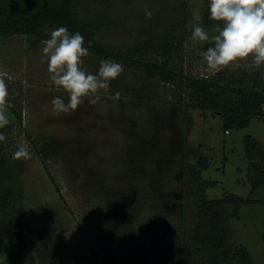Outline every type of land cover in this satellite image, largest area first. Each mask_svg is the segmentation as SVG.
<instances>
[{
	"label": "rangeland",
	"instance_id": "374dc122",
	"mask_svg": "<svg viewBox=\"0 0 264 264\" xmlns=\"http://www.w3.org/2000/svg\"><path fill=\"white\" fill-rule=\"evenodd\" d=\"M205 6L204 0H72V10L88 24L86 34L105 47L150 50L152 42L184 38L175 64L200 75L215 71L200 55L209 43L191 39L196 25L211 32ZM56 28L45 25L39 36L0 37V74H6L8 104L21 117L7 108L9 123L0 128L6 138L0 142V193L10 191V200L20 196L15 204L22 218L21 229L9 227L12 239H0L2 264H98L90 248L103 246L106 234L123 221V230L141 240L160 226L169 227L172 238L189 237L203 200L229 193L254 200L240 203L238 216L232 203L224 206L232 241L250 251L254 264H264V186L251 190L244 142L251 134L264 145L263 119L226 132L221 112L194 109L186 147L178 148L182 118L169 108L160 119L167 131L156 139L166 148L164 165L160 156L143 158L138 131L128 136L126 128L131 120L153 122V116L140 118L124 99L112 98L111 87L95 105L85 98L73 112H52V99L68 100L62 88L50 84L41 62L42 41ZM101 60L90 54L83 67L95 74ZM247 63L250 59L241 66ZM118 78L136 80L125 71ZM20 143H27L30 159H13ZM45 146L53 155L44 160L37 150ZM115 192L122 194L119 210L111 204ZM6 203L0 199V213Z\"/></svg>",
	"mask_w": 264,
	"mask_h": 264
},
{
	"label": "trees",
	"instance_id": "16d2710c",
	"mask_svg": "<svg viewBox=\"0 0 264 264\" xmlns=\"http://www.w3.org/2000/svg\"><path fill=\"white\" fill-rule=\"evenodd\" d=\"M204 1L206 24H214L216 22L209 19L210 0ZM45 25L64 26L73 34L79 32L90 54L118 62L124 66L125 72L134 75L135 83L117 78L110 83V87L111 93H120V98L124 99L129 109L138 110L140 118L153 116V122L144 120L139 125L131 120L126 128L128 136L138 131L137 136L143 143L140 148L143 158L152 154L160 156L162 164L165 162L166 148L158 146L156 139L167 131L160 119L169 108L182 118L179 127L182 138L178 148L186 147L194 123L191 114L194 109L221 112L226 131L230 127L248 126L254 118L264 121V66L249 71L240 66L206 75L192 74L183 67H177L174 61L184 38L152 42L150 50L115 51L86 34L88 24L72 10V0H0V37L20 33L43 35L41 31ZM9 104L16 113L13 105ZM16 115L21 121L20 114ZM244 142L251 190H256L264 186V145L251 134L245 135ZM37 151L44 160L53 155V151L46 146ZM199 164L203 170L208 166L205 162ZM136 167H133L134 175ZM11 195L10 191L0 193L1 201H7L4 205L6 209L0 213V239L5 235L12 239L9 227L15 225L22 228L21 214L15 204L20 196L10 200ZM111 197L112 208L121 209L122 194L115 192ZM159 197L164 200L165 194ZM246 201L254 200H244L233 193L226 194V197L205 198L189 237L176 235L172 238L170 228L160 226L155 228L154 234H147L141 240L123 230L126 228L123 221L118 225L119 230L113 228L106 234L103 246L92 247L90 251L98 264H254L250 251L232 241L224 206L225 203H232L233 214L238 216L240 203ZM69 252H74V249Z\"/></svg>",
	"mask_w": 264,
	"mask_h": 264
},
{
	"label": "clouds",
	"instance_id": "9594fccd",
	"mask_svg": "<svg viewBox=\"0 0 264 264\" xmlns=\"http://www.w3.org/2000/svg\"><path fill=\"white\" fill-rule=\"evenodd\" d=\"M209 19L213 24L211 32L196 25L192 29L193 41L208 42L203 57L209 69L220 71L228 67H246L256 69L264 66V0H210ZM152 13L146 12L151 18ZM41 62L47 64L51 85L62 88L68 94L67 102L60 97L52 99L54 114L70 113L89 98L90 104H97L102 94L110 90L111 81L117 79L124 71V66L111 59L100 61L98 72L93 74L83 67V58L90 55L85 47L84 37L79 33H70L67 27L61 26L51 31L50 38L43 40ZM0 74V128L8 123L6 109L8 90ZM120 99V93L112 95ZM45 105L44 109L47 110ZM0 134V142L5 141ZM31 152L27 143H20L13 153V159H30Z\"/></svg>",
	"mask_w": 264,
	"mask_h": 264
},
{
	"label": "built area",
	"instance_id": "2783aa9c",
	"mask_svg": "<svg viewBox=\"0 0 264 264\" xmlns=\"http://www.w3.org/2000/svg\"><path fill=\"white\" fill-rule=\"evenodd\" d=\"M226 132H228V131H226Z\"/></svg>",
	"mask_w": 264,
	"mask_h": 264
}]
</instances>
